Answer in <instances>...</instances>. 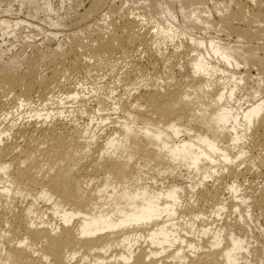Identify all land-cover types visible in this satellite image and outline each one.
Instances as JSON below:
<instances>
[{"label": "bare ground", "instance_id": "obj_1", "mask_svg": "<svg viewBox=\"0 0 264 264\" xmlns=\"http://www.w3.org/2000/svg\"><path fill=\"white\" fill-rule=\"evenodd\" d=\"M89 2L96 36L60 68L40 76L38 53L0 68V264H264V0L193 13L234 45L167 52L172 23L107 24L115 6Z\"/></svg>", "mask_w": 264, "mask_h": 264}, {"label": "rangeland", "instance_id": "obj_2", "mask_svg": "<svg viewBox=\"0 0 264 264\" xmlns=\"http://www.w3.org/2000/svg\"><path fill=\"white\" fill-rule=\"evenodd\" d=\"M89 1L90 0H13L10 4L0 2V21H9L11 23L17 20H24V24L17 28H12V24H10L8 28L4 24H0V68H3L11 60H14L16 69L22 71L23 67L26 68L27 62L36 57L37 53L38 56L41 55L43 59L45 58L44 62L40 65V76H47L52 68H60V63L64 60V54L70 50L75 42L82 41L83 43H88L96 36L94 32L95 29L93 31L92 28H90V23L92 21L90 23L89 21H79V14L81 15L89 7ZM164 1L172 4V13H162L163 9L160 7L161 11H158L159 13L157 12V15H151V7L149 5L152 3V0H131L127 3L122 0H109V5L115 6L117 13L113 15L108 14L107 16L109 11L106 10L108 8L106 7L103 14L107 24L110 23V21L112 22V20L119 23L122 13H133L135 16H144L146 28L152 27L151 29H153L158 24L161 26H169V23H172L179 37H176L173 41L168 40L161 44L162 51L164 50V52L172 51L175 48L174 46L180 44L182 41H190V36L197 40L209 41L210 39H214L216 41H222V43L235 44L236 39L234 37L226 35L223 31L219 32L221 25L215 23V28L205 31V26L203 24L194 22L195 14H193L194 12L201 13L202 18L216 22L219 17L223 16L220 12L225 7V4H229L231 0ZM78 6L81 7L79 8ZM30 8L33 13L31 11L29 14L27 11ZM23 9H25V11ZM28 14L29 16H27ZM75 21L79 23L77 24ZM92 24L93 23H91V25ZM154 30L155 29H153V31ZM184 34L187 35L184 36ZM253 75L255 78L256 73L254 72ZM95 80L93 83L92 80H89V85L92 84L94 87L95 83L99 82V80H97V82ZM111 84V86L114 85L113 87L115 88L118 87V91L122 89V84L121 82L119 84V81H114ZM89 85L88 87L85 86L86 90L92 89L91 85ZM240 94L241 93L238 92L237 96H239L235 98L237 101H239L240 97L243 98L240 99L242 101V103H240L246 106L245 103L247 100L245 97H247L248 100L251 97H248L245 93V97L243 93L242 96ZM256 96H258V94ZM244 99L245 102H243ZM37 106L38 105L35 107ZM263 224L264 222L260 221L255 223V226L257 225L258 228H262L261 226Z\"/></svg>", "mask_w": 264, "mask_h": 264}]
</instances>
